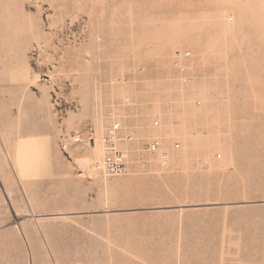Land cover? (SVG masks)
<instances>
[{"label": "rangeland", "instance_id": "1", "mask_svg": "<svg viewBox=\"0 0 264 264\" xmlns=\"http://www.w3.org/2000/svg\"><path fill=\"white\" fill-rule=\"evenodd\" d=\"M0 264H264V0H0Z\"/></svg>", "mask_w": 264, "mask_h": 264}, {"label": "built area", "instance_id": "2", "mask_svg": "<svg viewBox=\"0 0 264 264\" xmlns=\"http://www.w3.org/2000/svg\"><path fill=\"white\" fill-rule=\"evenodd\" d=\"M190 57L191 52L189 51L177 52L173 56L171 63V67L175 74L184 83H190L194 79V75L189 72L187 64V60L190 59ZM76 135L73 143H78L82 138L80 133ZM126 138H131V136H129L125 129H122L120 123L116 121L105 134L104 141L112 146L115 141L124 140ZM89 140H94L91 135L89 136ZM61 146L64 149L67 147L64 138L61 142ZM179 146V143H173L171 150H176ZM168 153L169 149L163 146L158 138H152L145 144L143 150L138 149L135 152H133L132 149H115L112 146L97 166L99 169L105 171L108 176H124L130 172L136 162L143 160L144 155L150 154L161 163L163 160L167 159Z\"/></svg>", "mask_w": 264, "mask_h": 264}, {"label": "bare ground", "instance_id": "3", "mask_svg": "<svg viewBox=\"0 0 264 264\" xmlns=\"http://www.w3.org/2000/svg\"><path fill=\"white\" fill-rule=\"evenodd\" d=\"M178 50V49H177ZM177 52H181V51H175L174 52V55L177 53ZM77 133H75L74 135H73V137H72V141L75 139V135H76ZM77 136V135H76ZM159 139V138H158ZM160 141H161V139H159ZM102 141H104V137H102ZM117 141H121V140H117ZM117 141H115L116 142V144L115 145H112L113 146V148H115V149H126V148H120V145H119V142H117ZM79 142H82V138L80 139V141ZM78 142V143H79ZM105 142V141H104ZM103 142V143H104ZM114 142V143H115ZM73 143V142H72ZM162 143V142H161ZM110 145V144H109ZM163 145V144H162ZM173 145V144H172ZM171 145V146H172ZM104 146H105V149H104V151H103V155H102V158H101V160L103 159V157L105 156V154L108 152V150L112 147L111 145H110V148H106V145H105V143H104ZM164 146V145H163ZM167 148V147H166ZM168 149V148H167ZM99 148H97L96 149V153H95V158L97 159L98 157H99ZM94 152H95V150H94ZM94 154V153H93ZM94 159V158H93ZM99 159V158H98ZM91 160V159H90ZM101 160H100V162H101ZM90 162V161H89ZM94 164V163H93ZM97 169L104 175V177H106V176H108L106 173H105V171H103V170H101V169H99L98 168V166H97Z\"/></svg>", "mask_w": 264, "mask_h": 264}]
</instances>
